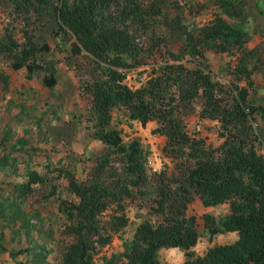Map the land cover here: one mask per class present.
Listing matches in <instances>:
<instances>
[{
	"label": "trees",
	"instance_id": "obj_1",
	"mask_svg": "<svg viewBox=\"0 0 264 264\" xmlns=\"http://www.w3.org/2000/svg\"><path fill=\"white\" fill-rule=\"evenodd\" d=\"M212 3L211 16L191 27L185 41L171 46L164 35L147 32L162 14L160 0H9L0 30V61L33 72L44 86L56 82L54 61L43 55L49 47L34 37V21L46 14L54 21L59 41L86 53L96 73L81 77L79 87L89 101L91 134L105 150L91 156L92 164L81 177L63 165L50 168V174L27 168L26 179L8 183L7 199L0 202V209L10 207L9 214L2 210L7 221H14L28 196L38 193L36 201L46 200L55 195L60 179L65 180L75 199L54 197L64 217L60 230L64 239L55 264H264V152L259 150L264 137L251 130L253 114L263 113L264 100L247 95L263 60L246 46L244 1ZM255 3L264 12V0ZM183 23L176 19L172 26L183 28ZM206 52L229 55L227 79L214 75ZM136 66H144L146 76L130 86L125 70ZM240 80L246 85L236 88ZM0 81L5 88L4 72ZM119 108L142 126L148 120L157 123L164 146L182 166L179 178L163 180V171L148 170L137 137L121 140L111 125L112 112ZM189 112L214 119L220 141L211 144L190 135L183 127ZM23 139L19 138L20 145ZM10 152L9 148L0 154V166ZM151 176L158 192L141 189ZM145 193L151 211L160 218L136 222L122 250L96 261L100 247L128 224L127 203ZM193 197L203 205L226 202L227 211L207 231H235L236 237L195 254L198 230L184 213ZM30 240L36 242L32 252L31 244L7 250L0 232V253L15 257L30 252L26 261L40 264L44 245ZM161 247L178 248L183 259L164 263L157 256Z\"/></svg>",
	"mask_w": 264,
	"mask_h": 264
},
{
	"label": "rangeland",
	"instance_id": "obj_2",
	"mask_svg": "<svg viewBox=\"0 0 264 264\" xmlns=\"http://www.w3.org/2000/svg\"><path fill=\"white\" fill-rule=\"evenodd\" d=\"M262 4V3H260ZM162 14L157 22L147 29L149 33L162 34L166 43L176 46L187 39V32L191 27L200 24L211 16L212 0H160ZM9 0H0V30L6 19L9 9ZM251 13L253 10H250ZM259 12V13H258ZM254 11L247 15L246 46L254 49V55L263 60L252 75L253 84L247 87L250 98L264 100V12ZM178 19L183 21V28L173 27L172 22ZM55 24L51 17L41 15L34 21V37L37 41H44L48 50L44 56H50L56 68V82L50 86L41 84L40 76L33 72H26L23 67L11 68L7 63L0 61V72L7 75L8 83L5 88L0 81V154L10 149L7 162L0 166V202L5 203L10 182H19L26 179L24 172L27 168H35L46 172L53 166L63 165L73 170L77 177H81L92 164L91 156L105 150L104 144L91 134L90 107L88 98L79 87L80 78L91 76L93 72L91 62L86 53L79 51L68 44L61 43L54 35ZM206 62L216 77L227 79L226 53L206 52ZM144 66H136L125 70V82L130 86L140 84L146 71ZM246 85L245 81L235 82V87ZM251 130H257L264 137V104L263 113L253 114ZM111 125L114 126L123 142L137 137L141 144L144 162L148 170L163 171V180L172 181L179 178L182 166L172 155L165 138L156 129L157 123L148 120L142 126L135 119H128L121 108L114 109L111 116ZM183 127L195 137H201L204 142L215 144L220 141L218 123L208 117H200L197 113L189 112L183 118ZM24 142L19 144V138ZM14 145V146H12ZM259 150L264 152V142ZM65 180L60 184L55 195L46 200H35L38 193L28 196L21 204L23 213L7 221L10 207L0 209V232L2 237L16 236L18 241L7 243L8 250H15L24 244L33 245L30 239L43 244L45 257L40 264H55L59 249L64 237L61 233L63 214L56 207L55 196L64 199H75L73 194L65 188ZM142 190L151 193L158 192L157 180L151 178L141 185ZM7 199V198H6ZM148 194H137L127 203L125 213L129 222L121 230L112 234L111 240L100 247L95 260L101 255H109L123 248V242L131 237L134 225L143 218L154 221L160 218L149 207ZM3 205H0V208ZM227 211V203L203 205L197 197H193L184 209L187 216H191L194 226L198 230V239L193 245L195 254L202 253L213 243L231 241L224 238L228 231L210 234L207 226L216 222ZM161 247L157 252L159 259L164 263H178L175 254ZM30 253V252H29ZM28 253V255H29ZM17 254L16 263L26 261V256ZM6 256V251L1 255ZM45 261V263H44ZM25 264H29L26 261Z\"/></svg>",
	"mask_w": 264,
	"mask_h": 264
},
{
	"label": "crops",
	"instance_id": "obj_3",
	"mask_svg": "<svg viewBox=\"0 0 264 264\" xmlns=\"http://www.w3.org/2000/svg\"><path fill=\"white\" fill-rule=\"evenodd\" d=\"M243 1L245 4L244 6H245V12H246L245 14L246 15L252 14L254 11L258 12V8H257L256 3H255L257 0H243ZM250 10H253L252 13ZM40 79H41V77H40ZM41 84H42V81H41ZM228 232H230V233H228V235L224 238H229L231 240L232 237H234V235H235L233 233L235 231H228ZM13 237H15V236H13ZM16 239L17 238H15V240ZM15 240H13L12 237H9V238L7 236L2 237V243L4 244V246L6 247L7 250L9 249V248H7L8 247L7 243H15L16 242ZM167 250L169 252H172L175 254V259L177 260V262H180L183 259L182 252L178 248L168 247ZM2 254H3V252L0 253V264H15L17 262L16 257H11V256L7 255V251H6L5 257L1 256Z\"/></svg>",
	"mask_w": 264,
	"mask_h": 264
}]
</instances>
